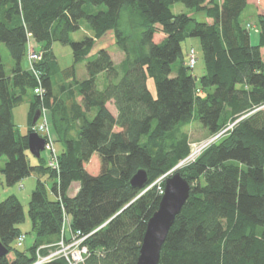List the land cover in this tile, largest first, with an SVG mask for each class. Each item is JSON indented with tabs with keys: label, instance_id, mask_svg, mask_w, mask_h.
I'll list each match as a JSON object with an SVG mask.
<instances>
[{
	"label": "trees",
	"instance_id": "1",
	"mask_svg": "<svg viewBox=\"0 0 264 264\" xmlns=\"http://www.w3.org/2000/svg\"><path fill=\"white\" fill-rule=\"evenodd\" d=\"M260 1L259 36L252 44L242 20L248 0H0V43L12 60L7 71L0 55V158H6L0 173L7 186L44 170L54 178V196L47 195L40 178L31 191L27 212L34 239L26 250L10 245L22 233L17 227L23 218L20 201L13 194L0 200V240L12 252L0 257V264H32L39 246L38 253L46 254L60 237L64 214L71 216L72 229L95 230L86 240L89 252L83 264H135L147 220L161 197L150 184L190 153L188 134L179 127L195 119L210 136L236 118L229 130L176 170L190 190L158 264H264ZM174 3L204 11L206 20L173 13ZM82 19L91 33L72 40ZM110 31L124 55L119 64L104 47L90 54L95 41ZM158 33L162 38L155 42ZM188 36L201 43L204 72L198 78L183 58L181 42ZM55 41L71 47L72 64L63 69L52 50ZM31 43L41 58L30 64ZM84 60L87 77L78 79L75 64ZM55 74L62 79L57 91ZM37 86L43 93L35 91ZM29 91V127L22 134L13 108ZM44 102L51 110L52 126L49 116L47 120L55 140L63 143L58 170H51L41 155L36 164L27 156L32 116L38 108L40 120ZM110 102L116 115L107 107ZM93 154L99 161L96 174L85 169ZM139 168L147 171L143 188L129 183ZM73 181L77 189L69 195Z\"/></svg>",
	"mask_w": 264,
	"mask_h": 264
},
{
	"label": "rangeland",
	"instance_id": "2",
	"mask_svg": "<svg viewBox=\"0 0 264 264\" xmlns=\"http://www.w3.org/2000/svg\"><path fill=\"white\" fill-rule=\"evenodd\" d=\"M248 6L245 8V10L242 13V20L243 23L245 24L246 27L250 28L249 29V34H250V41L252 44L257 43L258 41V36H259V31H258V26H257V16L262 13L263 11V5L260 0H248ZM171 11L175 14L177 13H187L189 15H192L197 21H204L206 20L204 16V11L198 9V10H191L187 7H185L181 3H174L171 5ZM134 14V13H133ZM127 15V11L124 10L123 12V18ZM136 16V15H135ZM138 17V16H136ZM139 18V17H138ZM137 18V21L139 19ZM252 26V27H250ZM91 31L87 26V23L84 19L80 20V27L78 30L75 32H72L70 34V38L72 40H80L86 35H90ZM162 38L161 34H155L154 35V41L157 42ZM32 43L30 44V48L32 47ZM105 48L107 51L110 53L112 60L115 64H119L123 58L124 55L122 51L115 45L114 43V36L113 33L110 31L108 32L102 39L96 40L95 45L92 48L91 55L95 54L96 51L99 48ZM181 47H182V53H183V58L184 62L186 63L187 59V54L189 49L192 47L195 52H196V63L194 64L193 68L190 70L191 74L194 75L196 78H198L203 72H204V61L202 57V48H201V43L198 37H193V36H188L186 37L182 42H181ZM52 50L54 54L57 57V64L60 69H63L69 65L72 64V52H71V47L70 44L66 43H60V42H53L52 44ZM0 55H1V62L4 66V69L8 71V68L11 66L12 60L10 59L9 53L6 49V47L0 43ZM261 57L262 60H264V48L261 49ZM180 61V59H179ZM177 60L176 63H173V68H176L177 64L179 63ZM85 63L86 60L75 64V74L78 79H83L87 77L86 73V68H85ZM23 66H25V60L22 63ZM104 79V76H99L98 78V85L102 84L101 81ZM62 84V79H60L56 74H55V84H54V89L57 91V88ZM66 88H68L67 83ZM148 89H150L151 93L155 95V87H154V82L151 78H148ZM202 93V92H201ZM200 93V94H201ZM64 96V94H62ZM61 95V96H62ZM30 98H31V93L30 91L27 93V95L18 103L15 104L13 108V119L14 123L16 125L17 131L21 132L22 134L27 132V129L29 127L28 125V120H27V113L29 111V106H30ZM51 103V101H49ZM45 105V112L44 115L46 114V117L48 119L49 116V121L52 126V119H51V110L49 106L44 102ZM40 106V105H39ZM41 106H43L41 104ZM49 113V115H48ZM238 118H236L233 122H227L225 127H223L218 133L214 134V136L219 138L224 134L227 130H229L233 124L236 122ZM40 122V120H39ZM71 134L75 135V129L72 127H69ZM50 129V127H49ZM179 131L186 132L188 134V140L190 147H192V150L194 146L199 145L198 143L201 141H205L212 137L213 135L208 136L207 132L201 127L200 123L196 121L195 119H191L187 124L181 125L179 127ZM36 133H39L38 131H34ZM50 134L53 139V148L56 154H59L63 148V143L61 141L55 140V135L52 133L50 129ZM215 139V140H216ZM213 142V141H212ZM197 144V145H196ZM198 147V146H197ZM46 152L40 153L41 156L44 157V161L47 162L50 159V156H45ZM28 159L30 163L36 164L37 158H35L33 155L27 152ZM5 157L0 158V166L3 165ZM194 159V157H193ZM188 161H191V158L189 160H180L175 164V166L171 169V174L176 171L178 168L181 166L185 165L188 163ZM99 166L98 164V157L97 155H94L92 159L89 161V163L86 165L87 170L91 172V174H95V172H92ZM53 170V169H51ZM48 171V170H47ZM46 170L41 171V172H33L31 175L23 178L22 180L16 182L13 185L7 186L5 185L3 181L2 174L0 173V200H3L6 196L13 194L15 195L18 200L20 201L23 209V218L17 223V227L19 230L25 234V239L22 242V245L17 247L15 240L11 242V247H15L16 249L19 250H26L28 247L31 246L33 243V233L31 232V222L28 217V202H29V197L31 194V191L34 189L36 180L37 178H40L42 181H44L45 188L47 190V195L49 196H54L51 187L54 181V178L50 176L47 173ZM159 177L157 178V180ZM156 181V180H155ZM153 181L151 185L155 184ZM156 185V184H155ZM149 187V186H148ZM146 187L145 189H147ZM73 185L70 186L69 188V193L71 194L73 191ZM144 189V190H145ZM143 190V191H144ZM12 256V252L8 254V257Z\"/></svg>",
	"mask_w": 264,
	"mask_h": 264
},
{
	"label": "water",
	"instance_id": "3",
	"mask_svg": "<svg viewBox=\"0 0 264 264\" xmlns=\"http://www.w3.org/2000/svg\"><path fill=\"white\" fill-rule=\"evenodd\" d=\"M39 115L40 110L36 108L32 116V124L37 121ZM44 143L45 139L40 137L38 133L34 131L28 133L27 149L35 158L40 157V151L43 150ZM147 182V171L143 168L137 169L129 180L131 186L138 188H143ZM189 190L190 184L180 175L179 171H174L165 178L164 189L158 206L147 220L135 264L159 263L161 246L176 215L187 200ZM8 251V247L0 240V257L8 254Z\"/></svg>",
	"mask_w": 264,
	"mask_h": 264
},
{
	"label": "built area",
	"instance_id": "4",
	"mask_svg": "<svg viewBox=\"0 0 264 264\" xmlns=\"http://www.w3.org/2000/svg\"><path fill=\"white\" fill-rule=\"evenodd\" d=\"M28 62L31 64L33 60L40 59L41 55L40 53L32 50L30 48V45L28 47ZM196 62V54L193 48H190L187 54L186 59V65L190 68L194 66ZM35 91H37L39 94L43 93L42 88L37 86L35 88ZM43 115L39 120H37L34 123L33 131H38V135H42L45 138L44 148L43 152H46L45 156H50V159L46 162L47 166L50 169L58 170V162H57V154L54 151L53 148V139L50 134L49 130V124L46 117V114L44 115L45 109L42 110ZM216 137L213 135L209 139L205 141L199 142L197 146H194L193 150L192 147L190 148V153L186 158L183 160L187 161L189 158H191V161L193 160V157L195 158L207 145H209L212 141H214ZM189 162V161H188ZM169 172L161 175L159 179L154 182L157 186V190L160 194L163 193L164 186L161 184L165 180V178L168 176ZM59 199V198H58ZM95 230H92L90 232H83L80 229H72L70 226L69 221V215L64 214L62 217V229L61 234L54 244H52L51 249L44 255H40L39 249L41 246H39L36 249V259L32 264H45L47 262H51L55 259H62L63 264H83L86 255L89 252V248L86 244L87 238L94 232ZM25 239V234L20 233L15 238L16 246L19 247L22 245V242Z\"/></svg>",
	"mask_w": 264,
	"mask_h": 264
},
{
	"label": "crops",
	"instance_id": "5",
	"mask_svg": "<svg viewBox=\"0 0 264 264\" xmlns=\"http://www.w3.org/2000/svg\"><path fill=\"white\" fill-rule=\"evenodd\" d=\"M107 107H108V109L110 110V112L113 114V115H116V109H115V107H114V105H113V103L112 102H110V103H108L107 104ZM95 154H93L92 155V157L94 156ZM32 164V163H31ZM98 164H99V161H98ZM86 165L87 164H85V169L87 170V167H86ZM98 169H99V166H97V168L95 169V170H93L92 172H95V174L98 172ZM88 171V170H87ZM89 172V171H88ZM89 173H91V172H89ZM73 185V191H72V193L70 194L69 192H68V194L69 195H73V193L76 191V189H77V185H78V183H77V181H73L72 183H71V185L70 186H72ZM69 221H71V216H69Z\"/></svg>",
	"mask_w": 264,
	"mask_h": 264
},
{
	"label": "clouds",
	"instance_id": "6",
	"mask_svg": "<svg viewBox=\"0 0 264 264\" xmlns=\"http://www.w3.org/2000/svg\"><path fill=\"white\" fill-rule=\"evenodd\" d=\"M171 173L168 174V176L170 175ZM163 186H164V181H163Z\"/></svg>",
	"mask_w": 264,
	"mask_h": 264
},
{
	"label": "bare ground",
	"instance_id": "7",
	"mask_svg": "<svg viewBox=\"0 0 264 264\" xmlns=\"http://www.w3.org/2000/svg\"><path fill=\"white\" fill-rule=\"evenodd\" d=\"M171 172V170L169 171V173Z\"/></svg>",
	"mask_w": 264,
	"mask_h": 264
}]
</instances>
